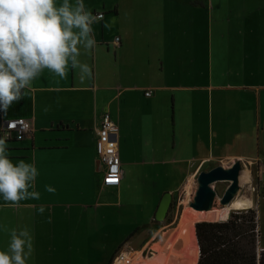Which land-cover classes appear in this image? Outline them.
I'll return each instance as SVG.
<instances>
[{
	"label": "crops",
	"instance_id": "1",
	"mask_svg": "<svg viewBox=\"0 0 264 264\" xmlns=\"http://www.w3.org/2000/svg\"><path fill=\"white\" fill-rule=\"evenodd\" d=\"M146 1L149 9L139 14L154 26L150 30L157 31L150 42L155 37L159 40L149 83L133 78L138 81L136 85L124 84L119 76L129 32L134 35L135 30H128L123 21L128 14L120 13L118 3H113V15L105 22L111 27H104L106 12L92 10L93 14L102 13L103 20L93 25L97 47L91 54L81 49L80 60L92 69L90 79L81 81L79 71L71 68L64 79L46 69L26 90L27 95L13 103L6 113L0 112V125L13 118L30 122L31 131L26 137L7 141V155L13 163L24 160L34 164L38 175L30 190L40 193L38 200H23L18 206H9L0 197V250H7L10 239L3 230L5 226L9 230L27 227L34 245L28 264H74L76 260L77 264H108L120 236L127 232L125 238L129 239L138 226L115 228L110 222L114 215L105 202H126L120 203L124 209L129 201L140 206V195L146 192L139 188V178L161 175L177 181L180 170L173 167L200 158L205 159L201 163L225 157L264 161V0H196L198 5H192L195 0ZM84 3L89 10L93 8L92 2ZM180 7L191 10L186 29L191 42L186 45L185 78L174 77L166 62L172 60L174 49H181L166 43L172 38L177 40L179 31L173 28L161 43L163 33L156 29L158 19H173ZM215 32L217 36H213ZM145 47L149 49L150 44ZM164 58L163 66L160 60ZM195 67L202 68L201 74H193L191 84L189 73ZM135 71L140 77L141 69ZM131 77L126 81L130 83ZM146 90H151L150 96L144 95ZM167 102L170 124L163 122ZM106 112L118 128L112 137L121 161V182L115 188L102 186L107 191L103 194L98 185L104 166L96 153L95 130ZM125 122L136 130L143 124L150 126L154 135L148 133L144 143L152 141L155 149L142 151V137L138 134L130 141V129ZM184 131L188 132L185 141ZM155 135L158 141L154 140ZM171 135L176 141L173 148L168 145ZM185 147L190 155L180 161L179 152ZM191 152L197 157L191 156ZM158 154L162 161H155ZM130 164L133 168L128 170ZM159 166H167L170 172L155 170ZM186 172L187 182L195 174ZM46 186L53 187L55 192L46 191ZM41 206L45 209L43 214L37 211ZM131 227L134 228L128 232ZM104 228L109 229L104 237L110 232L108 242L98 240ZM125 238L122 243L127 241Z\"/></svg>",
	"mask_w": 264,
	"mask_h": 264
},
{
	"label": "rangeland",
	"instance_id": "2",
	"mask_svg": "<svg viewBox=\"0 0 264 264\" xmlns=\"http://www.w3.org/2000/svg\"><path fill=\"white\" fill-rule=\"evenodd\" d=\"M88 2L93 3V8H91V11L95 10L99 12L101 11L106 12L105 15L107 17L105 20H103L104 24L106 20L110 19V16L113 15V13L110 12V5L113 3H118L119 10H122V12L119 11L120 13L128 14V18L126 20L125 19L123 20L125 22L124 25L130 28L128 30L134 29L135 32L134 35L133 32H129L130 35L129 45L125 53L124 60L118 67L119 76L122 77V81L124 84H131V83L135 84L136 82H138V81L135 82L133 78H140L141 83H149L150 78H152L150 74L154 70V66H152L151 62H154L153 57L154 55H156V51H158L159 49L157 48L159 40L158 37H155L150 42L151 38L153 37V33H156L157 31L150 30L151 27L154 26L149 25L150 22L148 23V21L145 19V16L139 14V12L140 11L146 12L149 9L150 4L146 0H114V1L88 0ZM190 11L191 10L186 7L184 8L180 7L179 12L176 14V16H172L173 19L165 18V17H163L162 19H158L156 26L157 27L156 29H158L159 32L163 33L162 34L163 39L161 43H164V40L166 41V38L171 35L170 32L173 28H176L179 31L178 34L179 36L177 40L175 38H172L169 42H166L169 45L172 44L173 48L175 46L177 47V45L179 46V48H181V49L178 48L174 49L173 50L174 55L172 60L166 61L167 64H169L168 68L170 69V72H172L174 77L184 76L185 78L187 77L188 74L187 73L188 57L186 52V45L191 42V39L188 38V36L186 35L187 34L186 29L189 26L188 17H190L189 16ZM213 36H217V33L215 32ZM202 37L203 34L202 36H200V38ZM147 44L148 45L150 44L149 49L145 47V45ZM163 45L167 47L166 44ZM164 60L165 58L160 60L163 62V66L165 64ZM135 69H141L140 77H137L138 75L136 76ZM201 69L202 68L195 67L193 71L189 73L191 74L189 75V77L191 78L193 74L198 76V74H201ZM130 76L132 77L130 78L131 81L129 83L128 81H126V78ZM190 81L191 84H194L192 83L193 78H191ZM113 119L119 125L115 117H113ZM180 120L182 119L179 118V121ZM256 121L257 118L255 117L254 123ZM163 122L170 124L169 102H167V111L163 115ZM180 123H182V121H180ZM124 124L128 129H130V132H128V137L130 141H133L134 134H138L139 137H142V140L138 137V139H140L142 143L141 144L142 151L149 150L150 148L155 149L156 146L152 141H150V143H146V142L144 143V141L147 140L145 139V136L148 133L150 135L153 134L150 126H148L147 124H143L141 129L136 130L132 128L128 122H125ZM173 133H174V128L173 126H171V134L173 135ZM186 134H188V132L184 131V141L186 139L185 138ZM172 135L171 137L168 138V145L171 148H173L174 144L176 143ZM154 140L158 141L156 135L154 137ZM141 146H139V149L141 148ZM188 155L190 154L187 153L185 147V150L183 152H179L180 161L184 160L183 158L184 157L186 158V156ZM191 156L197 157V154L191 152ZM140 157L143 158L144 156L141 155ZM159 159L161 160L160 154H158L157 158H155V161ZM201 160H205V159L200 158L194 162H191L190 164L188 162H180L179 164H176L173 167V169L179 168L180 170L178 176L179 180L177 181L175 180L176 178H172V180L170 179L166 180V178H161V175L154 178H145V177L139 178L137 180L139 188L141 189L142 192H146L140 195V199L143 200L140 206L139 205L136 206L135 203L129 201V205H126L127 209H124L122 208L120 203H126V202H119V200H110L105 202L107 203L106 205L108 206V209L114 215L113 220L110 217V222L115 225V228L117 227L128 228L129 226H127V224L138 226V229L129 239H127V241L122 243L127 232L120 236L119 238L120 240L116 243L117 244L115 247L116 249L111 258V264L112 263L125 264L123 261L119 259L113 262L114 258L122 252L128 254V256L131 257L132 262L130 264H150L151 259H154L155 254H157V251L154 250V246L159 242L163 233L167 232L171 228H175L179 223L180 217L184 213L189 212V203L192 200L191 198L193 197L192 190L194 195V192L196 191L197 188V181H196L197 175L200 172H207L210 169L215 168L217 166H222L225 168L229 167L235 161H240L241 170H248L250 172L251 180L248 182H244V184H241L239 186V190L236 192L234 198L237 196L249 197L253 200V206L251 208L241 211L245 212L246 210H254L255 220L257 221L258 229H259L258 238L255 240L256 252L260 253L261 250H264V161L258 162L256 161L257 159H252L250 157L242 158V159L225 157V158L210 160L205 163H201L200 162ZM132 168L133 165L130 164L129 168L127 169L131 170ZM167 168H168L167 166H162V167L159 166L158 168H155V170L157 171L163 169L167 170ZM122 170L124 171V168H122ZM185 172L189 175L192 174L195 175L192 178L190 177L189 180L186 182ZM100 174L97 175L99 176ZM182 176L183 178H180ZM228 185L229 182L226 181L216 182L212 185L216 193L212 208H219L221 206L220 198L223 196ZM187 186H189L191 192V195L189 196H186L184 190V188ZM98 189L100 190V193L104 194L105 192H107L105 191V189L102 187L101 184L98 185ZM109 192H111V194L115 193L114 191H109ZM165 192H169L171 194L170 206L167 211L165 219L163 221H156L154 218V213L162 194ZM236 211L237 210L235 211L233 210L231 211V213H234ZM119 223H122L121 226H119ZM132 228L134 227L128 229V232ZM107 230L109 231L108 228H104L103 230H101V234L98 239L100 242H104V241L108 242V239H110V232H108V237L103 236V234L106 233ZM116 239H117V232H116ZM136 252H141V254ZM77 263L78 261L76 260L74 264Z\"/></svg>",
	"mask_w": 264,
	"mask_h": 264
},
{
	"label": "clouds",
	"instance_id": "3",
	"mask_svg": "<svg viewBox=\"0 0 264 264\" xmlns=\"http://www.w3.org/2000/svg\"><path fill=\"white\" fill-rule=\"evenodd\" d=\"M102 20L103 14H93L84 0H0V112L6 113L27 95L46 69L64 79L71 68L79 71L81 81L90 79L92 69L80 60L81 49L91 54L97 47L93 25ZM7 139L0 137V197L9 206L38 200L40 193L30 190L37 168L24 160L13 163L7 155ZM46 191L55 189L46 186ZM37 211L43 214L45 209L41 206ZM3 230L10 239L7 250H0V264H28L34 252L29 229L5 226Z\"/></svg>",
	"mask_w": 264,
	"mask_h": 264
},
{
	"label": "trees",
	"instance_id": "4",
	"mask_svg": "<svg viewBox=\"0 0 264 264\" xmlns=\"http://www.w3.org/2000/svg\"><path fill=\"white\" fill-rule=\"evenodd\" d=\"M255 222L254 210L230 213L226 220L196 222L197 264H264V250L256 252Z\"/></svg>",
	"mask_w": 264,
	"mask_h": 264
},
{
	"label": "bare ground",
	"instance_id": "5",
	"mask_svg": "<svg viewBox=\"0 0 264 264\" xmlns=\"http://www.w3.org/2000/svg\"><path fill=\"white\" fill-rule=\"evenodd\" d=\"M251 180L248 170H241L238 182L239 185ZM186 196L191 195L189 186L185 187ZM190 200V199H189ZM186 202V201H184ZM253 206V200L249 197H235L228 204L221 205L219 208H211L208 211H195L184 213L175 228L163 233L159 242L154 246L157 251L150 264H197L198 244L195 236L194 226L198 221H221L229 217L231 211L249 209ZM120 256V255H118ZM124 257V254H122ZM128 259V263H125ZM118 258H115L117 260ZM123 262L130 264L132 259L125 256Z\"/></svg>",
	"mask_w": 264,
	"mask_h": 264
},
{
	"label": "built area",
	"instance_id": "6",
	"mask_svg": "<svg viewBox=\"0 0 264 264\" xmlns=\"http://www.w3.org/2000/svg\"><path fill=\"white\" fill-rule=\"evenodd\" d=\"M98 14V13H97ZM119 37L115 38V42H118ZM145 96L151 95V90L144 91ZM15 125L13 128H9V124ZM117 125L113 122L106 112L102 115L99 126L96 128V140L95 149L99 159V162L104 166V172L101 178V185L104 188H115L120 185L121 182V161L118 155L116 141L113 139V135L117 133ZM31 131L30 122L24 118H13L5 120L0 125L1 137H7V141H18L26 137ZM254 233L256 239L259 235V229L257 221L255 222ZM123 253V252H122ZM122 253L116 256L119 260L123 261L125 256ZM128 263V259H125Z\"/></svg>",
	"mask_w": 264,
	"mask_h": 264
},
{
	"label": "water",
	"instance_id": "7",
	"mask_svg": "<svg viewBox=\"0 0 264 264\" xmlns=\"http://www.w3.org/2000/svg\"><path fill=\"white\" fill-rule=\"evenodd\" d=\"M241 171L240 161L233 162L229 167L217 166L207 172H200L197 175V188L192 200L189 203L190 212L208 211L214 204L216 193L213 184L216 182H229L227 189L220 198V204L225 205L232 201L239 190L238 177ZM171 202V194L165 192L158 203L154 218L156 221H163L166 217Z\"/></svg>",
	"mask_w": 264,
	"mask_h": 264
}]
</instances>
